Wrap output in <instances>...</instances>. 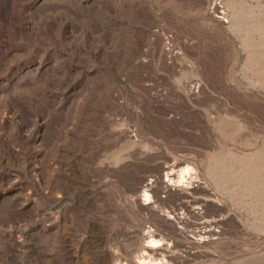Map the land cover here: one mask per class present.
I'll return each instance as SVG.
<instances>
[{"label":"rangeland","instance_id":"374dc122","mask_svg":"<svg viewBox=\"0 0 264 264\" xmlns=\"http://www.w3.org/2000/svg\"><path fill=\"white\" fill-rule=\"evenodd\" d=\"M209 2L0 0V264H68L70 250L93 264L97 234L70 238V207L87 202L71 169L84 182L133 148L194 164L220 208H205L217 235L166 236L194 251L186 264H264V0H224L228 21ZM167 29L180 53L166 55ZM84 187L109 189L122 227L141 229L119 178Z\"/></svg>","mask_w":264,"mask_h":264},{"label":"bare ground","instance_id":"6f19581e","mask_svg":"<svg viewBox=\"0 0 264 264\" xmlns=\"http://www.w3.org/2000/svg\"><path fill=\"white\" fill-rule=\"evenodd\" d=\"M188 72L197 74L193 71ZM182 73L186 71L183 70ZM187 88L190 95H196L199 80H191ZM120 157H126L127 164L121 167L108 165L100 174L91 169L87 178L81 183L75 175L77 170L71 169L74 177L70 179V197L73 199L81 191L87 202L79 200L76 205L72 200L70 238L73 240L72 238H78L82 234H87L90 238L94 233L97 234V241L92 250L88 249L83 254L90 253L95 256L96 260L93 264L96 262L97 264H186L194 257L192 254L194 251L188 247L179 251L180 248L168 241L166 236L169 233L186 237L192 232V239L201 241L223 231L216 228L222 225L219 219H209L211 216L206 218L209 212L205 208L209 209L217 205L211 202L209 196L199 197V192L205 188V182L194 164L187 160L159 162V157L139 155L134 148L130 154ZM102 175L119 178L126 190L134 192L137 204L147 211L141 229L131 226L122 227V220L126 214L122 213L120 203L109 189L95 192L96 194L86 190L84 186L94 185ZM148 220L150 224L146 226ZM31 238L30 234L26 235L19 245L26 250ZM63 261H67L68 264H80L73 257L71 250L63 256ZM22 264L26 263L22 261Z\"/></svg>","mask_w":264,"mask_h":264},{"label":"built area","instance_id":"2783aa9c","mask_svg":"<svg viewBox=\"0 0 264 264\" xmlns=\"http://www.w3.org/2000/svg\"><path fill=\"white\" fill-rule=\"evenodd\" d=\"M207 12L210 16L220 21H228L230 19V13L224 0H210L207 6ZM163 46L167 56L180 53L179 48L173 43L172 34L168 29L164 30Z\"/></svg>","mask_w":264,"mask_h":264}]
</instances>
